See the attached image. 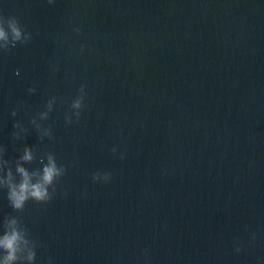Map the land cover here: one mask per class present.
I'll return each instance as SVG.
<instances>
[{"label":"water","instance_id":"water-1","mask_svg":"<svg viewBox=\"0 0 264 264\" xmlns=\"http://www.w3.org/2000/svg\"><path fill=\"white\" fill-rule=\"evenodd\" d=\"M0 15V264H264V0ZM52 164L50 199L15 208L19 169Z\"/></svg>","mask_w":264,"mask_h":264},{"label":"clouds","instance_id":"clouds-1","mask_svg":"<svg viewBox=\"0 0 264 264\" xmlns=\"http://www.w3.org/2000/svg\"><path fill=\"white\" fill-rule=\"evenodd\" d=\"M52 2L53 0H49V3ZM4 19L5 17L3 15H0V39H7V35L3 23ZM8 28L11 30L13 39L20 40L24 29L22 28L19 20L16 17L14 16L8 17ZM75 30L79 32V28ZM24 159L29 160L31 159V156L26 152ZM19 171L21 172L24 179L20 183L19 187L18 188L13 187L9 194V199L12 201L13 206L15 208H21L23 206L24 201H26L29 198V196H31L33 199H36L38 201L50 199L45 185L51 184L53 178L60 174L55 164H52L51 166L46 167L44 169L42 183H37L32 185L29 184L28 173L25 172L22 168L19 169ZM17 238H18L17 234L13 233L11 236H7L3 240H0V245L5 247L6 249L11 250L15 247V242ZM9 259H12V256H9Z\"/></svg>","mask_w":264,"mask_h":264}]
</instances>
